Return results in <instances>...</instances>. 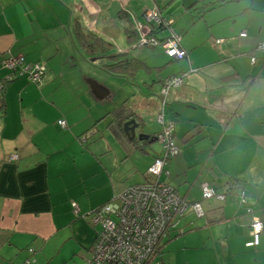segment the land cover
I'll return each instance as SVG.
<instances>
[{
  "label": "crops",
  "instance_id": "0c3cea01",
  "mask_svg": "<svg viewBox=\"0 0 264 264\" xmlns=\"http://www.w3.org/2000/svg\"><path fill=\"white\" fill-rule=\"evenodd\" d=\"M204 1L0 0V82L10 73L2 60L11 53L45 65L39 82L18 75L0 89V264H87L100 228L89 212L126 185L151 179L147 167L161 149L149 144L156 138L137 136L141 148L127 149L111 127L119 118L111 111L134 112L136 132L155 135L162 127L160 79L181 72L183 83L170 89L162 111L174 123L179 151L160 178L187 200H200L205 214L176 217L179 227L155 264H264V47H257L264 40V0H215L200 11ZM153 6L172 19L187 54L171 59L159 47L169 57L162 66L178 63L158 76L154 93H142L140 104L152 109L138 115L130 97L115 102L111 84L78 58L88 55L71 23L78 18L111 40L121 33L126 50L133 18L143 20V10ZM164 30L156 36L163 39ZM137 47L145 61L159 51ZM104 118L111 136L95 137ZM13 151L18 158L10 161ZM202 183L224 197L202 198ZM240 191L248 203L239 202ZM253 215L263 226L258 243L247 244Z\"/></svg>",
  "mask_w": 264,
  "mask_h": 264
},
{
  "label": "built area",
  "instance_id": "2783aa9c",
  "mask_svg": "<svg viewBox=\"0 0 264 264\" xmlns=\"http://www.w3.org/2000/svg\"><path fill=\"white\" fill-rule=\"evenodd\" d=\"M172 19L163 17L155 6L143 10V20H134V27L139 33L133 45H142L148 42H157L153 33V26L167 25L168 34L162 41V46L167 54L174 58H180L186 54L180 45L181 34L171 26ZM245 30L240 31L244 35ZM215 43L224 41L223 37L214 38ZM258 48L264 47V40L258 42ZM255 57L251 55L253 62ZM3 65L10 69V73L4 77L0 85L15 76L24 75L27 79L39 82L45 72V65L40 61H25L21 52L10 54L2 60ZM195 68L189 67V70ZM186 72L168 74L161 80L160 86V111L157 115L162 127L156 134V139L161 144V149L154 156L147 167L152 175L150 180L135 182L126 185L119 193L100 206L93 208L89 213L94 223H99L95 240L92 244L89 264H147L156 257V249L159 245L161 234L169 222L193 210L197 215H203L204 210L200 200L188 201L180 195L175 188L160 175L169 174L167 162L173 157L179 147L173 139L174 123L163 120L162 111L166 103L168 92L171 88L183 83ZM58 123L65 125L64 119H58ZM18 153L13 151L8 160L15 161ZM239 202L248 203V196L240 191ZM202 198L216 196L223 198L224 193L216 191L207 183L201 184ZM74 212L78 207L75 201L71 202ZM251 212L250 206L246 207ZM263 223L261 219L253 215L249 223L251 240L247 244H257ZM29 261V259H27Z\"/></svg>",
  "mask_w": 264,
  "mask_h": 264
},
{
  "label": "trees",
  "instance_id": "16d2710c",
  "mask_svg": "<svg viewBox=\"0 0 264 264\" xmlns=\"http://www.w3.org/2000/svg\"><path fill=\"white\" fill-rule=\"evenodd\" d=\"M219 1V0H218ZM214 1L211 0H206L204 2H202V5L200 6L201 9L200 11H204L205 9H207L209 6H211ZM163 16V15H162ZM165 18H167L166 16H163ZM172 21L170 23V26L172 27ZM169 26H165L163 24L161 25H156L153 26V33L156 36V32L159 29H164V28H168ZM173 28V27H172ZM71 29L74 33L75 39L79 45V47L81 48V50L87 54L90 58L93 59H99V65L101 67H103L105 70L114 73V74H119V75H124L126 76L128 79H134L136 76L137 71L140 68L146 67V69L150 70L152 66L148 65L147 62L145 61V59L140 58L139 56H126L124 55L126 52L129 51V49L131 48L128 47V49L123 50V51H117L115 49V45L113 43V41L111 39H109L108 37L88 28L87 26H85L83 24L82 21H80L78 18H74L72 23H71ZM174 29V28H173ZM175 30V29H174ZM178 32V31H177ZM180 33V32H179ZM167 36V35H166ZM166 36L163 39H160L156 36L157 38V42H146L142 45H155L157 43H160L162 46V41L165 40ZM139 37V33L136 30L135 27H133L132 29L127 28L126 30V38H127V43L133 44V42L135 40H137V38ZM216 38V37H215ZM142 45H133L132 47H137V46H142ZM180 45L183 48L182 44H181V40H180ZM163 47V46H162ZM164 49V47H163ZM165 51V50H164ZM165 53L167 54V52L165 51ZM187 54V53H186ZM185 54V55H186ZM168 55V54H167ZM184 55V56H185ZM169 56V55H168ZM182 56V57H184ZM171 59H179V58H174L169 56ZM180 57V58H182ZM170 59V60H171ZM166 64V63H165ZM162 65L158 66L161 67ZM164 66V65H163ZM162 66V67H163ZM157 67V66H156ZM172 74H177V73H172ZM163 78V77H162ZM162 78L160 80H162ZM13 79V78H12ZM11 80V79H9ZM5 82V81H4ZM4 82L0 85V89H3L4 86ZM160 86H161V81H160ZM159 100V99H158ZM111 114H113V116H119V118L117 119V121L111 125L113 131L117 134L118 137H120V139H122L123 144L125 145V147L127 149H130L132 146L135 147H139L141 148L140 144L136 141V137L133 138H129V136L124 132L123 130V122L128 119L129 117H132L135 115L134 112H129L127 114H122V113H117L114 110L111 111ZM116 126V127H115ZM158 132V131H157ZM157 132L154 134H150L147 138V140L149 139H153L156 138V134ZM144 140V139H143ZM158 154V153H157ZM156 154V155H157ZM175 156V155H174ZM172 157L169 158V160ZM168 160V161H169ZM168 163V162H167ZM152 178V177H151ZM150 180V179H149ZM176 190V189H175ZM216 190V189H215ZM218 191V190H216ZM239 193V192H238ZM189 201V200H188ZM205 214V212L203 213V215ZM178 217V216H177ZM176 217L173 218L169 224L167 225V227L163 230L162 234H161V238L159 241V245L156 249V255L159 253L160 251V247L161 245L167 241V239L165 241H163V236L168 235L169 234V230L170 227H172L174 221H175ZM218 220V217L214 218L213 220H208L209 222H213ZM156 258V257H155ZM154 258V259H155ZM151 262L149 261L147 264H153V261ZM157 261V260H156ZM155 261V263H156Z\"/></svg>",
  "mask_w": 264,
  "mask_h": 264
},
{
  "label": "rangeland",
  "instance_id": "374dc122",
  "mask_svg": "<svg viewBox=\"0 0 264 264\" xmlns=\"http://www.w3.org/2000/svg\"><path fill=\"white\" fill-rule=\"evenodd\" d=\"M135 19H137V18H133V20H135ZM164 29H165L164 31L166 32V34H168V28H164ZM112 41H113V43L115 45V49L117 51H123L124 50V48H122L120 46V45H122V46L126 45V42H125L123 34H121V33L116 34V36H114V40H112ZM131 45L133 46V44H131ZM132 46L129 49V51L126 52L124 55H126V56H138L139 55L138 53H139V49H141V47H137L136 48V47H132ZM153 46L158 48L159 51L151 50L150 51V55L148 56V59L146 60V62L150 66H152V64L156 63V62L159 63V65H161L162 63L167 61L169 59V57L159 48L161 46L160 43H157V44H155ZM151 48H153V47L148 46V47H145L144 49L150 50ZM76 55H78V51L77 50H76ZM88 57L89 56H86L84 54H83V56L81 54L78 55V58L81 59L84 63L87 64V68H89V70H91L92 73H99L100 77H104L108 81V83L111 84V87L113 88V92L117 93V94H114L113 100L115 102L121 103V101L124 98L130 97V99H131L130 103H135L134 107H135L138 115H139V113L147 112L148 110L152 109V108H148L147 109L144 105L140 104L141 103L140 99L143 98V94L142 93H144V92L145 93H147V92L154 93L156 91L155 87H157L159 85L158 84L159 83L158 76L159 75H162V76L166 75L178 63V61H175V60L174 61H170L164 67H161L159 69H156L155 67L152 66L151 69L148 70V69H146V67H143V68H140L137 71L136 76H135L134 79H128L124 75H119L118 76V75H112L111 73H108L107 70L102 69L100 67L99 62H98L99 59H93L92 60L90 58L91 56L89 57V59H88ZM101 74H106L107 76L105 77V76H103ZM19 77H21V76H19ZM152 88H154V89L150 90ZM62 92H64V91L62 90ZM136 94H137V96H136ZM159 94H160V92H159ZM65 96L69 97V93L66 92V94L63 93L61 95L60 99H61V102H63V103H64V97ZM137 97H138V100L136 99ZM136 102H138V103L136 104ZM145 114H148V113H145ZM156 115L157 114H155V118H156ZM106 120H107L106 118L100 119L96 123L97 130H94V128H93V131L95 132V137L104 136V138H105L106 136H109V137L111 136V135H108L109 132L106 129ZM155 120H157V118ZM137 129H138V127H137ZM84 135L87 136L86 134H84ZM85 136H81L83 141L86 139ZM149 144L151 145V147L153 149H158V148L161 147V144H160V142L158 140H153V141L149 142ZM127 164H128L127 161L123 162L124 166H126ZM201 205H202V203H201ZM246 207L247 206H245V209H246ZM186 215H187V213H186ZM180 218L181 217L175 219L176 221H174L173 227H170V230H169L170 234H173L177 230V227H179L177 222L179 221ZM167 237H168L167 235L163 236V241H165L167 239ZM87 264H89L88 260H87ZM153 264H155V262H153Z\"/></svg>",
  "mask_w": 264,
  "mask_h": 264
},
{
  "label": "water",
  "instance_id": "95a60500",
  "mask_svg": "<svg viewBox=\"0 0 264 264\" xmlns=\"http://www.w3.org/2000/svg\"><path fill=\"white\" fill-rule=\"evenodd\" d=\"M93 60V58H91ZM138 125V122L135 117H131L129 119H126L123 122V130L124 132L129 136V138H133L137 136V138H146L149 136V134L144 132H136V127ZM152 140V139H151Z\"/></svg>",
  "mask_w": 264,
  "mask_h": 264
},
{
  "label": "bare ground",
  "instance_id": "6f19581e",
  "mask_svg": "<svg viewBox=\"0 0 264 264\" xmlns=\"http://www.w3.org/2000/svg\"><path fill=\"white\" fill-rule=\"evenodd\" d=\"M14 78V77H13ZM12 79V78H11Z\"/></svg>",
  "mask_w": 264,
  "mask_h": 264
}]
</instances>
